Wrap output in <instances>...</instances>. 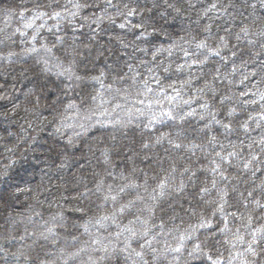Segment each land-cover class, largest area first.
Listing matches in <instances>:
<instances>
[{"label":"clouds","instance_id":"1","mask_svg":"<svg viewBox=\"0 0 264 264\" xmlns=\"http://www.w3.org/2000/svg\"><path fill=\"white\" fill-rule=\"evenodd\" d=\"M0 264H264V0H0Z\"/></svg>","mask_w":264,"mask_h":264}]
</instances>
